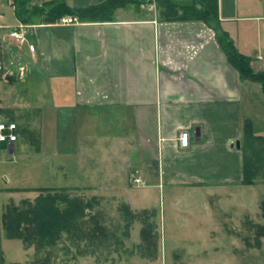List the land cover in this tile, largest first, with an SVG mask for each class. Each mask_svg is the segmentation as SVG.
Segmentation results:
<instances>
[{"label": "crops", "instance_id": "1", "mask_svg": "<svg viewBox=\"0 0 264 264\" xmlns=\"http://www.w3.org/2000/svg\"><path fill=\"white\" fill-rule=\"evenodd\" d=\"M37 1L40 7L55 0ZM62 1L83 9L103 0ZM137 1L118 9L112 22H34L28 36L36 47L34 60L25 45L7 38L19 23L15 9V24H4L0 15V61L5 67L0 73V120L18 126L16 144H1L0 152L11 156L16 145L28 143H37L40 152L38 125L49 100L58 115L55 140L63 141L60 147L83 166L84 176L79 173L77 180L84 184L81 188L126 198L119 206L123 214L128 208L139 218L146 212L153 219L144 193L148 188L169 187L172 195L175 181L193 185L225 174L241 183L243 128L248 121L254 129L252 110L264 105V90L229 63L215 29L200 21L165 22L157 8L151 13L148 0ZM217 7L219 31L251 59L254 73H264V0H217ZM115 117L119 124L132 123L127 133L121 126L120 139L109 130ZM73 119L86 135L77 140L80 146L68 147V130L62 137L60 131ZM96 123L102 129L92 136L89 129L97 128ZM182 132L189 135L187 148L179 146ZM134 176L145 186L132 185Z\"/></svg>", "mask_w": 264, "mask_h": 264}, {"label": "rangeland", "instance_id": "2", "mask_svg": "<svg viewBox=\"0 0 264 264\" xmlns=\"http://www.w3.org/2000/svg\"><path fill=\"white\" fill-rule=\"evenodd\" d=\"M37 4V0H32V5ZM153 9L151 6V13ZM1 14L4 24H15L14 10L7 0H0ZM254 103L256 106L260 104L257 98ZM50 106L49 100L42 106L38 125L40 137L37 138L40 152L36 150L37 143H28L24 148L16 145L11 156L5 151L0 152L1 189L5 181L8 189L72 188L79 184V173L84 176L83 166H79L75 156L60 147L63 141L55 140L58 126L54 120L57 121L58 115L51 111ZM251 115L254 123L252 147H260L264 156V105L255 107ZM119 122L115 117L109 130L115 131L111 136L120 139L121 126L124 131L122 133H127L132 123ZM90 123H94V120ZM96 124L97 128L89 129L91 133L93 131L92 136L102 129L99 123ZM65 126L66 129L62 126L64 130L60 131V135L65 136L64 132L68 130L71 137L68 147L80 146L77 140L86 135V129L74 124V119L72 125L65 123ZM241 151L244 152V149L241 148ZM245 154L246 157L249 154L246 149ZM202 175L207 177L204 173ZM230 177L229 174L211 178L208 176L207 180L203 178L202 182L193 185L175 181L177 185L173 186L175 192L172 195L169 194V187L160 191L152 187L146 189L144 193L155 213L151 221L156 226L157 235L156 249L149 253H143L138 248L142 216L139 218V215H134L131 218L119 209L126 198L110 192V195L108 192L100 194L93 190L95 187L81 188L84 184H79V188L68 194L64 192L63 195L79 199L97 198L99 204L95 205L92 212L98 216L109 238L99 248L91 244L88 251L92 252L89 255L78 253L72 242L63 239L56 247L48 249L51 253L49 264H264V232L260 235L259 230L260 226H264L260 209L264 199V180L244 186L239 180ZM37 195L34 192H1L0 217L5 206H19L23 200L32 201ZM258 237L260 245L256 246ZM80 242L79 250L87 245L88 240ZM0 249L4 264H37L47 253L42 251L36 254L32 247L25 248L20 240L7 239L3 231H0Z\"/></svg>", "mask_w": 264, "mask_h": 264}, {"label": "trees", "instance_id": "3", "mask_svg": "<svg viewBox=\"0 0 264 264\" xmlns=\"http://www.w3.org/2000/svg\"><path fill=\"white\" fill-rule=\"evenodd\" d=\"M137 2V0H103L91 7L73 9L62 0L47 2L40 7L29 6L30 0H15L14 9L18 21L26 25L34 24L35 19L40 24L52 25L59 23L66 16L74 17L79 23H102L112 22L114 13L118 9ZM156 8L165 22L200 21L215 29L219 46L225 52L229 63L237 69L242 78H252L261 83L264 90V73H254L250 67L251 59L238 53L232 40L219 31L217 0H185L181 3L174 0H156ZM243 144H245L244 153L246 149L249 154L247 157L245 154L243 158L241 184L250 186L258 180H264V156L260 152V147H252V128L248 121L243 128ZM75 189H6L7 192H34L38 195L32 201L23 200L19 206L14 204L5 206L0 217V231L4 232L7 239L20 240L25 248L32 247L36 254L47 251L46 257L42 261L38 260L37 264H49L51 253L48 249L56 247L63 239L72 242L78 253L91 254L92 251H88L91 244L97 248L103 246L109 234L106 236L104 226L97 219L98 216L92 212L95 205L99 204L97 198L79 199L63 195L64 192L68 194ZM58 191L63 193L58 194ZM126 209V216L132 218L134 215L128 208ZM260 209L261 217L264 219V199L260 203ZM142 216L143 226L140 230L141 242L138 248L143 253H149L151 250L154 252L155 227L150 222L149 214L143 212ZM86 218L88 220H85ZM259 230L260 235L263 234L264 226H260ZM85 239L88 240L87 245L79 250L80 241ZM258 239L259 237L256 239V246L260 245ZM4 263L0 249V264Z\"/></svg>", "mask_w": 264, "mask_h": 264}, {"label": "built area", "instance_id": "4", "mask_svg": "<svg viewBox=\"0 0 264 264\" xmlns=\"http://www.w3.org/2000/svg\"><path fill=\"white\" fill-rule=\"evenodd\" d=\"M10 5H14L15 0H7ZM151 5L155 6L156 0H149ZM76 19L73 17H65L61 19L62 24L75 23ZM32 26L18 23L17 26L10 28L7 38L10 42L17 46L25 45L29 53V57L34 60L36 58V48L28 41L29 30ZM5 70L4 63L0 61V73ZM18 127L14 122L0 121V144H14L18 141L17 135ZM179 146L187 148L189 145V135L187 132H182L178 138ZM132 184L137 187H144L145 181L140 176H134L131 180Z\"/></svg>", "mask_w": 264, "mask_h": 264}, {"label": "water", "instance_id": "5", "mask_svg": "<svg viewBox=\"0 0 264 264\" xmlns=\"http://www.w3.org/2000/svg\"><path fill=\"white\" fill-rule=\"evenodd\" d=\"M235 146L239 148V142H236ZM11 147V146H10Z\"/></svg>", "mask_w": 264, "mask_h": 264}]
</instances>
